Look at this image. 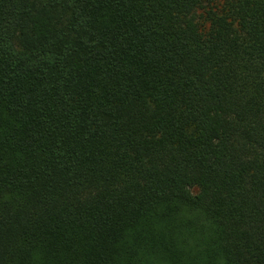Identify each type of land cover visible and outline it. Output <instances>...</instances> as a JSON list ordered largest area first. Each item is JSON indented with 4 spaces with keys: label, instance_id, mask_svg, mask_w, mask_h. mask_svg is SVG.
I'll list each match as a JSON object with an SVG mask.
<instances>
[{
    "label": "trees",
    "instance_id": "trees-1",
    "mask_svg": "<svg viewBox=\"0 0 264 264\" xmlns=\"http://www.w3.org/2000/svg\"><path fill=\"white\" fill-rule=\"evenodd\" d=\"M0 264H264V0H0Z\"/></svg>",
    "mask_w": 264,
    "mask_h": 264
}]
</instances>
